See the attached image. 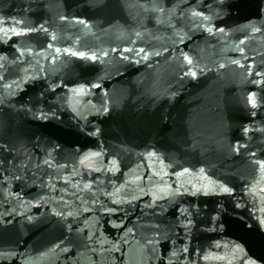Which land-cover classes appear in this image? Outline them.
Returning <instances> with one entry per match:
<instances>
[{"label": "water", "instance_id": "water-1", "mask_svg": "<svg viewBox=\"0 0 264 264\" xmlns=\"http://www.w3.org/2000/svg\"><path fill=\"white\" fill-rule=\"evenodd\" d=\"M260 165L264 0H0V264H264Z\"/></svg>", "mask_w": 264, "mask_h": 264}, {"label": "snow or ice", "instance_id": "snow-or-ice-1", "mask_svg": "<svg viewBox=\"0 0 264 264\" xmlns=\"http://www.w3.org/2000/svg\"><path fill=\"white\" fill-rule=\"evenodd\" d=\"M12 30L14 31V29H12ZM219 30L222 31V29H219ZM209 31H211V29H209ZM16 34L19 35L20 33H16ZM53 39H55V37H53ZM56 51L59 52L60 50H59V49H56ZM141 51H143V50H141ZM71 54H72V55H76V53H71ZM81 55H82V54H81ZM145 58H147V57L145 56ZM91 59H92V60H95L96 57H95V56H92ZM188 62L191 63V60H189ZM192 75L195 76L196 73L193 72ZM81 91H82V90H81ZM252 103H253V107H255V100H254V99H253ZM260 167H264V165H260ZM223 190H224L225 192L229 191L228 188H224Z\"/></svg>", "mask_w": 264, "mask_h": 264}]
</instances>
